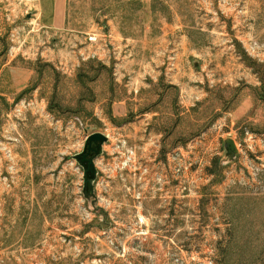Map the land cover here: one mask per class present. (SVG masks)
Segmentation results:
<instances>
[{
    "label": "rangeland",
    "instance_id": "374dc122",
    "mask_svg": "<svg viewBox=\"0 0 264 264\" xmlns=\"http://www.w3.org/2000/svg\"><path fill=\"white\" fill-rule=\"evenodd\" d=\"M62 1L51 31L34 2L0 0L57 53L16 59L26 88L0 83V264H264V0ZM108 29L172 69L123 119L113 67L72 54ZM94 133L108 142L86 194L75 156Z\"/></svg>",
    "mask_w": 264,
    "mask_h": 264
},
{
    "label": "crops",
    "instance_id": "0c3cea01",
    "mask_svg": "<svg viewBox=\"0 0 264 264\" xmlns=\"http://www.w3.org/2000/svg\"><path fill=\"white\" fill-rule=\"evenodd\" d=\"M29 1L34 2V7L37 11V19L35 22L36 25H38L40 28H46L48 30L54 31L59 29L65 22V7L62 0H52L51 6L49 8H47L48 3H46L44 0ZM15 4L16 3L13 2V5L15 7L14 9H9L8 7V9L2 8L3 10H5V12H9L6 13V20H8V22H11V24H8V38L6 37V34L4 36L2 35V33H0V40L2 41V43H4L3 49L0 52V83H10L11 87L22 90L27 87L28 83H30V79L34 70H29L21 67V63L17 64L16 59L19 56L26 58V56L35 57L36 55H41L42 57L49 56L50 58L52 57L51 59H55L57 53L50 47H46V43L43 41L36 40L35 42L34 39L33 41H29L30 43H28V38L30 40V37H33L31 35L28 37L19 36L18 32L26 27L23 26V23H19L21 22L19 21V9ZM2 9L0 8V11H2ZM46 10L50 11L49 13L51 20L50 23L43 25V23L40 24V21L41 18L45 16ZM1 19L3 20L2 17ZM34 31L35 30L30 31V34L34 33ZM105 33L106 35H109L107 40L108 47L97 49L93 45H90L85 49L80 48V50H72V54L75 57H77V55H79L80 57L88 51L89 54L96 52L98 55L97 61L101 62L107 67H113L115 76L117 77L116 80L118 82L116 83V87H122L125 93H122L120 97H117L116 95V100L112 106V119H123L128 116L125 107L127 100L130 99V97H128V94H132L133 92L137 94L138 90L142 88L140 86H144L147 83H152L154 85H163V83L156 82H159V80L162 81V76L168 75V70L172 69L163 67L159 68V64H155L154 66L153 63L149 62L144 64L143 62L139 61L138 58L134 60L133 55H137V52L140 49V47H138L137 49L138 44L136 43H139L137 42V40L130 37L129 35H125L123 32H120L116 29H108V31H106ZM36 36L37 35H34V37ZM9 40L11 43L9 42ZM109 46L111 47L109 48ZM163 46L164 45L161 42V45L159 47L158 45L156 46L155 51L159 52L164 50L165 47ZM4 58H6V60L3 62ZM160 60L161 59L157 61ZM174 68L176 69L173 71L174 73H176V76H178L180 73L179 68L177 65H174ZM149 78H151L153 82ZM122 81H124L125 83H123ZM173 86H175L176 88L179 87L176 84H173ZM162 87L163 90L167 92L168 86L164 87L163 85ZM154 114L156 115V113Z\"/></svg>",
    "mask_w": 264,
    "mask_h": 264
},
{
    "label": "water",
    "instance_id": "95a60500",
    "mask_svg": "<svg viewBox=\"0 0 264 264\" xmlns=\"http://www.w3.org/2000/svg\"><path fill=\"white\" fill-rule=\"evenodd\" d=\"M108 142V137L102 133H94L87 137L83 152L75 156V160L84 171V190L86 194H92L94 182L97 178L96 160L103 152V146ZM230 153H236V145L233 140L226 141Z\"/></svg>",
    "mask_w": 264,
    "mask_h": 264
},
{
    "label": "built area",
    "instance_id": "2783aa9c",
    "mask_svg": "<svg viewBox=\"0 0 264 264\" xmlns=\"http://www.w3.org/2000/svg\"><path fill=\"white\" fill-rule=\"evenodd\" d=\"M108 37L109 35L106 34L103 35V34L93 33L92 35H89L88 41L90 45H93L97 49H100L102 47L106 48L108 47V42H107ZM96 56L98 58V55L95 52L91 57L95 58Z\"/></svg>",
    "mask_w": 264,
    "mask_h": 264
},
{
    "label": "trees",
    "instance_id": "16d2710c",
    "mask_svg": "<svg viewBox=\"0 0 264 264\" xmlns=\"http://www.w3.org/2000/svg\"><path fill=\"white\" fill-rule=\"evenodd\" d=\"M30 90H32V89H30ZM26 92H28V90H25V91L23 92V94L26 93Z\"/></svg>",
    "mask_w": 264,
    "mask_h": 264
}]
</instances>
